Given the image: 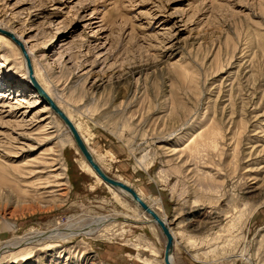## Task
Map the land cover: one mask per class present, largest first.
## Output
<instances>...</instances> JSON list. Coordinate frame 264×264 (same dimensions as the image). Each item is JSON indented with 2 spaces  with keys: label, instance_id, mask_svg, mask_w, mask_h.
I'll return each instance as SVG.
<instances>
[{
  "label": "rangeland",
  "instance_id": "1",
  "mask_svg": "<svg viewBox=\"0 0 264 264\" xmlns=\"http://www.w3.org/2000/svg\"><path fill=\"white\" fill-rule=\"evenodd\" d=\"M0 25L104 173L168 223L173 264H264V0H0ZM22 62L0 43V264H161L158 227L87 169Z\"/></svg>",
  "mask_w": 264,
  "mask_h": 264
},
{
  "label": "water",
  "instance_id": "2",
  "mask_svg": "<svg viewBox=\"0 0 264 264\" xmlns=\"http://www.w3.org/2000/svg\"><path fill=\"white\" fill-rule=\"evenodd\" d=\"M0 35L6 37L10 41L16 45L20 53L22 55L26 71H27V78L32 86L33 90L38 93L40 96L42 103L45 104L51 112L63 123V125L67 128V130L70 133V136L78 149L79 153L82 155L86 163L90 166V168L93 170L95 175L102 180L103 183L110 186L113 189H119L126 194H128L131 198V200L136 203L150 218L152 223H154L161 231L162 236L165 239V245H164V252H163V262L164 264H171L170 263V255L172 251V236L164 224V222L160 219V217L152 210L150 209L136 194L134 189L131 187L110 178L104 171L97 165V163L94 161L92 155L89 153L87 147L83 143L80 135L78 134L77 130L73 126V124L70 122V120L66 117L64 112L55 104V102L45 93V91L40 87V85L36 82V80L33 77V71H32V65L30 62V58L23 48L22 44L9 32L4 31L0 29Z\"/></svg>",
  "mask_w": 264,
  "mask_h": 264
},
{
  "label": "bare ground",
  "instance_id": "3",
  "mask_svg": "<svg viewBox=\"0 0 264 264\" xmlns=\"http://www.w3.org/2000/svg\"><path fill=\"white\" fill-rule=\"evenodd\" d=\"M0 29H2V30H4V31H7V32H9V33H11L21 44H22V46H23V48L25 49V51L27 52V54H28V56H29V58H30V62H31V65H32V71H33V77H34V79L36 80V82L40 85V87L45 91V93L53 100V98H52V96L50 95V92H49V89H46L41 83H40V80H39V73H38V71L35 69V67H34V60H33V54H32V51L30 50V47H28V40L27 39H25V38H23L21 35H18V34H16L15 32H13L12 30H9V29H7V28H5V27H3L2 25H0ZM0 43L1 44H4L5 45V48L6 49H13L14 51H18L19 53H20V50H19V48L16 46V45H14V43L12 42V41H10L9 39H7L6 37H4V36H2V35H0ZM20 56H21V58H22V55H21V53H20ZM22 60H23V58H22ZM23 63V68H24V73H25V75H26V80H28V78H27V71H26V67H25V64H24V61L22 62ZM44 75V74H43ZM42 78V77H41ZM30 84V83H29ZM32 93V95H33V98H36L37 99V103H40V104H42V100H41V98H40V96L38 95V93L36 92V91H32L31 92ZM4 97H5V95H1V97H0V99H2L3 98V100H4ZM5 98H7V97H5ZM54 101V100H53ZM58 107H59V105H58ZM60 108V107H59ZM44 111L45 112H48V113H51V110L49 109V107H47L46 105L44 106ZM64 114L66 115V117L70 120V122L73 124V126L75 127V129L77 130V132H78V134L80 135V137H81V139H82V141H83V143L85 144V146H86V140L84 139V136L80 133V129L74 124V122L72 121V119L70 118V116L68 115V114H66L65 112H64ZM63 124V123H62ZM67 129V128H66ZM69 132V131H68ZM215 134H217V133H214L213 132V135L212 136H215ZM215 138V137H214ZM216 140V139H215ZM215 140L211 137V144L212 145H214V147L213 148H215V147H217L216 146V143H215ZM87 147V146H86ZM87 149H88V151H89V153L91 152L90 150H89V148L87 147ZM91 154V153H90ZM92 155V154H91ZM84 159V158H83ZM93 159H94V157H93ZM94 161L97 163V165L100 167V165L98 164V161L96 160V159H94ZM84 162H85V165H86V167H87V169L94 175V177L95 178H98L96 175H95V173L93 172V170L90 168V166L86 163V161L84 160ZM54 164V163H53ZM55 167V166H54ZM49 168H51V169H49V174H53V175H47L46 176V178H45V180L42 182V184H44V185H48L49 184V187H52V186H54V187H56L55 185L57 184V183H63V182H59V181H62L61 179V174H58L57 173V171L59 170V168H53V166H52V164H51V166L49 167ZM101 168V167H100ZM102 169V168H101ZM52 176V177H51ZM49 179H52L51 181L49 180ZM99 179V181L100 182H102V180L100 179V178H98ZM120 182V181H119ZM103 183V182H102ZM122 183V182H121ZM105 184V183H104ZM124 184V183H123ZM65 185V184H64ZM106 185V184H105ZM126 185V184H125ZM106 187L108 188V189H113V188H111L110 186H108V185H106ZM46 189V187L43 189V190H45ZM114 191H116L117 193H120L122 196H124L128 201H130V202H132L133 204H134V207L135 208H137L138 210H140V212L142 213V215H143V218L148 222V223H150L151 225H154V226H156L154 223H152V221H151V218L136 204V203H134L132 200H131V198H130V196L128 195V194H126L125 192H123V191H121V190H119V189H114ZM46 192L45 191H43L41 194H39L40 196H42V195H44ZM136 194L138 195V197L145 203V201L143 200V198L136 192ZM38 195V196H39ZM146 204V203H145ZM147 205V204H146ZM150 209H152L157 215H158V213L156 212V210L152 207V206H150V205H147ZM252 213V212H251ZM159 216V215H158ZM248 217V216H247ZM160 219L164 222V224L166 225V227L168 228V230H169V232H170V234H171V236H172V251H171V255H170V263L171 264H173V257H172V253H173V250H174V246H175V239H174V234H173V232L171 231V229H170V227H168V223L164 220V218L163 217H160ZM157 227V226H156ZM159 229V228H158ZM67 230V229H66ZM106 230V229H105ZM104 231V230H103ZM77 231L76 230H70L69 229V231L68 232H66V233H64V234H60V233H55V234H53L52 236H51V234L48 236V235H41V236H39V237H37L38 236V234H37V236L34 238V239H36V238H38L36 241L34 240V242L33 243H35V245L34 244H32L31 246L32 247H29V249H36L37 247H39V249H42V248H40V246L41 245H45V244H43V240H45V239H48V240H51V239H53V240H56V239H66V238H70V237H72L73 235H75L74 233H76ZM94 232V231H93ZM106 232V231H105ZM159 232L161 233V231H160V229H159ZM103 233V232H102ZM162 234V233H161ZM31 239V238H30ZM33 239V238H32ZM26 240H28V239H26ZM25 240V241H26ZM213 240V239H212ZM226 242V241H225ZM17 243V242H16ZM42 243V244H41ZM39 244H41V245H39ZM165 245V244H164ZM21 247L22 245L20 244V243H17L16 245L14 244V245H12V246H7V247H5L8 251H12L13 249L15 250V248H17V247ZM190 246H194V243H190ZM230 246V245H229ZM228 246V247H229ZM136 247H138L139 248V245H136ZM225 247V246H224ZM12 248V249H11ZM141 248H143L144 249V251H146V252H148L150 255H154V253H155V250L152 248V246H151V244H150V246L148 245V244H145L144 246H142ZM20 249V248H19ZM26 249H28V248H26ZM26 249H22V250H19V251H17V252H15V253H12L11 255H14V254H20L21 252H23V251H25ZM6 250V251H7ZM207 254L205 253V252H203L202 253V256L203 257H205ZM195 256H198V254L197 255H195ZM250 259V258H249ZM142 262L144 263V264H153V262L151 261V260H148V259H144V260H142ZM161 264H164V262H163V260H162V263Z\"/></svg>",
  "mask_w": 264,
  "mask_h": 264
}]
</instances>
